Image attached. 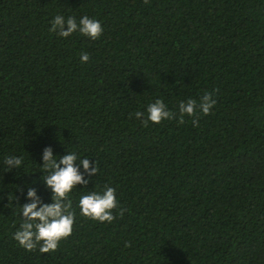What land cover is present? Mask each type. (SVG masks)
Segmentation results:
<instances>
[{
    "label": "trees",
    "instance_id": "1",
    "mask_svg": "<svg viewBox=\"0 0 264 264\" xmlns=\"http://www.w3.org/2000/svg\"><path fill=\"white\" fill-rule=\"evenodd\" d=\"M57 15L103 32L61 37ZM214 90L198 126L134 115ZM49 147L98 171L69 194L71 235L41 253L13 236L29 190L52 203ZM105 185L111 223L79 209ZM0 264H264V0H0Z\"/></svg>",
    "mask_w": 264,
    "mask_h": 264
},
{
    "label": "clouds",
    "instance_id": "2",
    "mask_svg": "<svg viewBox=\"0 0 264 264\" xmlns=\"http://www.w3.org/2000/svg\"><path fill=\"white\" fill-rule=\"evenodd\" d=\"M49 31L56 32L65 38L79 31L82 35L97 40L100 38L103 28L98 20L88 16L81 17L77 23L75 17L69 16L65 19V17L57 15L51 22ZM80 59L81 62H87L89 55L82 53ZM215 91L218 90L206 92L199 102L194 99L180 102L178 113L169 111L161 98L148 104L147 115L141 111H137L134 115L144 127H147L149 122L159 124L166 119H175L177 115L179 123L183 124L184 117L188 116L193 117V126H198L197 110L203 115L210 113V109L216 104V100L213 98ZM56 157L53 156L50 147L44 149L42 167L48 175L44 176L43 182L52 191V203L38 207L40 200L35 197L33 190H29L27 196L32 202L21 206L24 222L15 232L13 238L27 251L35 250L39 245L41 253L54 252L58 248L59 242L71 235L75 212L72 210V200L69 198V194L77 185L86 186L89 183L84 178L85 174L90 177L96 175L98 171L95 162L90 165L87 157L81 159L79 164L76 163L75 153L59 156V159ZM22 162V157L9 156L4 159L9 170L18 168ZM80 166L84 170L83 174L78 170ZM115 193V188L105 185L102 191H91L81 195L79 199L81 215L99 222L111 223L115 219L113 209L117 207ZM120 215H123V210ZM128 246L125 244V247Z\"/></svg>",
    "mask_w": 264,
    "mask_h": 264
}]
</instances>
